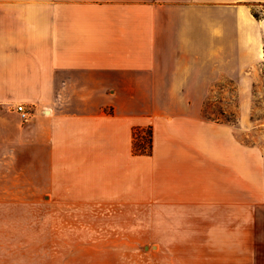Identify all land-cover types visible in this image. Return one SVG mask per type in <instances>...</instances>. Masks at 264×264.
<instances>
[{"label":"crops","instance_id":"1","mask_svg":"<svg viewBox=\"0 0 264 264\" xmlns=\"http://www.w3.org/2000/svg\"><path fill=\"white\" fill-rule=\"evenodd\" d=\"M258 66L264 0H0V159L68 217L226 207L243 228L264 156L183 91L242 89ZM148 127L152 154L136 155ZM8 200L23 204L0 209V264H36L35 198Z\"/></svg>","mask_w":264,"mask_h":264},{"label":"rangeland","instance_id":"2","mask_svg":"<svg viewBox=\"0 0 264 264\" xmlns=\"http://www.w3.org/2000/svg\"><path fill=\"white\" fill-rule=\"evenodd\" d=\"M244 78L238 90L221 83L225 89L183 92L203 103L205 118L238 128L244 144L264 156V68L254 67ZM148 128L139 131V140H147ZM22 179L26 172L11 155L0 159V209L23 204L10 202V195L35 198L29 209L35 210L36 264H264V204L238 229L226 207L203 208L199 216L186 210L179 212L184 216L156 217L161 212L149 207L131 217H68L60 203H49L42 179L36 186Z\"/></svg>","mask_w":264,"mask_h":264},{"label":"trees","instance_id":"3","mask_svg":"<svg viewBox=\"0 0 264 264\" xmlns=\"http://www.w3.org/2000/svg\"><path fill=\"white\" fill-rule=\"evenodd\" d=\"M141 130H135L134 132V144H133V150L136 155H147L150 156L152 154V128L149 127L148 131L146 133L147 140L141 141L138 139L137 135L140 134Z\"/></svg>","mask_w":264,"mask_h":264},{"label":"built area","instance_id":"4","mask_svg":"<svg viewBox=\"0 0 264 264\" xmlns=\"http://www.w3.org/2000/svg\"><path fill=\"white\" fill-rule=\"evenodd\" d=\"M17 112L19 113V115L23 121L26 122L30 119V112L27 111L24 106L19 105L17 107Z\"/></svg>","mask_w":264,"mask_h":264}]
</instances>
